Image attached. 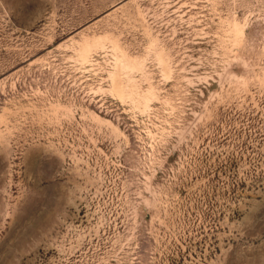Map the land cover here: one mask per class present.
<instances>
[{
  "label": "rangeland",
  "instance_id": "374dc122",
  "mask_svg": "<svg viewBox=\"0 0 264 264\" xmlns=\"http://www.w3.org/2000/svg\"><path fill=\"white\" fill-rule=\"evenodd\" d=\"M0 264H264V0H0Z\"/></svg>",
  "mask_w": 264,
  "mask_h": 264
}]
</instances>
